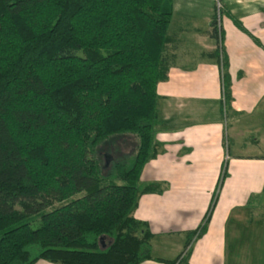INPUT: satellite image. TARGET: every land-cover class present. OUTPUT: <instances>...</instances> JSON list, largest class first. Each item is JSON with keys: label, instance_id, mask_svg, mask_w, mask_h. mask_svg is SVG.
<instances>
[{"label": "trees", "instance_id": "trees-1", "mask_svg": "<svg viewBox=\"0 0 264 264\" xmlns=\"http://www.w3.org/2000/svg\"><path fill=\"white\" fill-rule=\"evenodd\" d=\"M172 1L0 0V264L152 258L132 211L157 190L140 176L156 153ZM124 137L133 155L107 166Z\"/></svg>", "mask_w": 264, "mask_h": 264}, {"label": "crops", "instance_id": "crops-1", "mask_svg": "<svg viewBox=\"0 0 264 264\" xmlns=\"http://www.w3.org/2000/svg\"><path fill=\"white\" fill-rule=\"evenodd\" d=\"M172 9L156 153L140 176L157 190L132 211L152 233V258L139 264L187 250L188 264H264V0H173Z\"/></svg>", "mask_w": 264, "mask_h": 264}, {"label": "rangeland", "instance_id": "rangeland-1", "mask_svg": "<svg viewBox=\"0 0 264 264\" xmlns=\"http://www.w3.org/2000/svg\"><path fill=\"white\" fill-rule=\"evenodd\" d=\"M118 137L119 136H112L109 140L103 142L100 145H104V146L108 145L109 146L111 144L110 141L117 139ZM120 143L121 144H119L117 146V149L120 148V146H121V152H118L117 154H114V155H109L108 158L105 157V159L108 160V162L105 163V164H107V166H110V164L113 162L114 159H129V157L131 155H133L134 151L132 152L131 147H130L131 145H133V147H136V141L134 142L133 138L129 139L127 137H124V138L120 139ZM108 152L112 153V152H114V149L107 151L106 154H108ZM106 154H105V156H106ZM100 158L103 160L104 159L103 155ZM118 182H120V181H118Z\"/></svg>", "mask_w": 264, "mask_h": 264}]
</instances>
